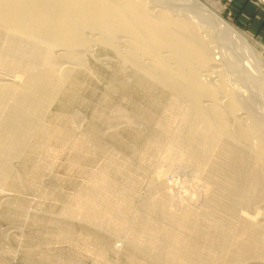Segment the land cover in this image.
Returning a JSON list of instances; mask_svg holds the SVG:
<instances>
[{
	"label": "bare ground",
	"instance_id": "obj_1",
	"mask_svg": "<svg viewBox=\"0 0 264 264\" xmlns=\"http://www.w3.org/2000/svg\"><path fill=\"white\" fill-rule=\"evenodd\" d=\"M150 2L0 0V220L16 207L12 183L48 186L42 175L54 170L57 144L89 146L96 157L129 130L144 140L136 158L119 154L86 170L57 215L123 233L117 251L151 264H264L258 55L198 0ZM200 30L223 41L220 53ZM103 50L114 55L101 58ZM99 65L124 89L160 92L161 111L106 129L100 116L63 110L86 79L103 82Z\"/></svg>",
	"mask_w": 264,
	"mask_h": 264
},
{
	"label": "rangeland",
	"instance_id": "obj_2",
	"mask_svg": "<svg viewBox=\"0 0 264 264\" xmlns=\"http://www.w3.org/2000/svg\"><path fill=\"white\" fill-rule=\"evenodd\" d=\"M150 1L146 0L148 4ZM198 1L247 38L258 55L254 62L256 65L254 68L264 85V0H246L234 3L228 0ZM200 33L207 38V41L210 40L208 42H214L215 45H210L215 46L219 53L222 51L223 41H218L213 37L212 39L209 35L206 37L203 30H200ZM217 42H220V45ZM94 53L96 54V52ZM100 53L101 58L108 57L106 55L108 53L114 55L112 51L103 50ZM101 62H108L113 66L109 60L102 59ZM96 71L101 75L100 77L104 78L103 82L99 83L94 78L86 79L85 85L75 87L77 93H75L76 99L73 100V104L68 105L69 107L65 105L63 110L69 112V110L76 111L77 108H80L81 111L78 113L80 119L90 118L93 115L100 116L104 122L110 121V123L106 122L103 127L109 128L112 124L113 129L120 127L122 129L132 118H134L135 125L146 124V121L151 119V112L158 114L161 111L160 105L164 96L160 92L154 90L152 94L151 92L145 94L139 90L124 89L125 87L120 81L111 78L109 70L105 67L99 65L96 67ZM110 84L116 85L115 91L107 88ZM67 96L63 97V101L66 102L70 99ZM125 97L133 101L136 107H131ZM121 98L123 99L121 100ZM115 105L121 107V112L112 111ZM143 142V139H136L133 133L127 130L123 132L122 137L111 141L112 148L109 145L110 149L108 148L106 153L96 157L88 154L89 146L79 148L77 145L69 147L65 144H57L59 154L49 162L55 166H53L54 170L52 173L46 171L42 175L43 178H47H44V181L46 180L45 184L48 183V186H44L39 191V189L21 188L11 184L12 188H18L20 192L16 194L13 192L10 195L16 207L10 214H6L4 221L0 220V264H151V261L144 259L141 255L137 254V257H133L124 247L117 251L116 244L121 243L118 241L119 238L124 236L122 238L126 240L123 233L95 225L91 227L93 224L85 223L80 219L62 217L63 211H60L69 199V195L83 183L86 170L96 168L95 166L111 159V157L119 159L125 155L130 157L132 154L131 157L135 159V151L144 146ZM119 154L122 156L120 157ZM100 160L102 161L100 162ZM151 172L146 174V176L149 175L147 180L150 175L152 178L153 172ZM52 191L55 194L46 193ZM49 194L50 196H48ZM114 238L118 240L115 241Z\"/></svg>",
	"mask_w": 264,
	"mask_h": 264
},
{
	"label": "built area",
	"instance_id": "obj_3",
	"mask_svg": "<svg viewBox=\"0 0 264 264\" xmlns=\"http://www.w3.org/2000/svg\"><path fill=\"white\" fill-rule=\"evenodd\" d=\"M228 1L234 3V2H236V1L245 2L246 0H228ZM236 15H237V13H236Z\"/></svg>",
	"mask_w": 264,
	"mask_h": 264
}]
</instances>
